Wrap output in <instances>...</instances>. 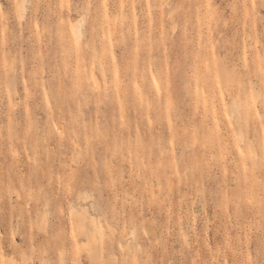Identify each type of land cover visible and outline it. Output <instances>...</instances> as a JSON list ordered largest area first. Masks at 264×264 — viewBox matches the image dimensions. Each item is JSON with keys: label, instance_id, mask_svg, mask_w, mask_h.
I'll list each match as a JSON object with an SVG mask.
<instances>
[{"label": "rangeland", "instance_id": "1", "mask_svg": "<svg viewBox=\"0 0 264 264\" xmlns=\"http://www.w3.org/2000/svg\"><path fill=\"white\" fill-rule=\"evenodd\" d=\"M0 264H264V0H0Z\"/></svg>", "mask_w": 264, "mask_h": 264}, {"label": "bare ground", "instance_id": "2", "mask_svg": "<svg viewBox=\"0 0 264 264\" xmlns=\"http://www.w3.org/2000/svg\"><path fill=\"white\" fill-rule=\"evenodd\" d=\"M178 16V15H177ZM163 18V17H162ZM159 19H160V17H159ZM163 20V19H162ZM162 20H160L159 22L162 24ZM165 21V20H164ZM162 27H160V29H161ZM161 31L162 30H160V33H161ZM144 32H151L150 30H149V27L147 28V29H145V31ZM158 33H159V31H158ZM78 34H79V37L81 38L82 36H83V32H82V30L81 29H79L78 30ZM91 76H92V78L94 79V81L95 82H97L98 81V78H97V71H96V67L95 68H93V70H92V72H91ZM83 205H81L80 206V208L82 207ZM85 207V206H84ZM75 208V207H74ZM79 208V209H80ZM78 208L77 209H74V212H79V213H81L84 217H86V218H88L89 217V210H87L86 208H82V209H80L79 210ZM92 215V214H91ZM92 220H94V219H92Z\"/></svg>", "mask_w": 264, "mask_h": 264}]
</instances>
